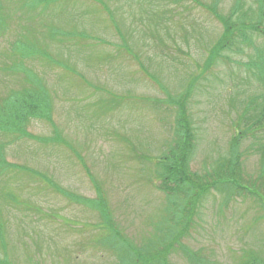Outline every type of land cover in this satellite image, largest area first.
I'll return each instance as SVG.
<instances>
[{
	"label": "rangeland",
	"instance_id": "obj_1",
	"mask_svg": "<svg viewBox=\"0 0 264 264\" xmlns=\"http://www.w3.org/2000/svg\"><path fill=\"white\" fill-rule=\"evenodd\" d=\"M29 1L0 0V100L32 83L50 111L29 122L33 137L0 131V152L17 164L0 169V262L116 264L115 227L140 246L169 221L182 236L168 264H264L259 196L228 198L215 184L239 172V157L244 179L261 172L254 139L237 137L236 126L263 91L252 66L262 33L219 50L224 25L196 0ZM236 1L221 0L219 12ZM242 3L257 20V0ZM184 103L189 170L209 188L173 193L171 205L166 177Z\"/></svg>",
	"mask_w": 264,
	"mask_h": 264
},
{
	"label": "trees",
	"instance_id": "obj_2",
	"mask_svg": "<svg viewBox=\"0 0 264 264\" xmlns=\"http://www.w3.org/2000/svg\"><path fill=\"white\" fill-rule=\"evenodd\" d=\"M196 1L204 4L203 6L207 7V9L210 10V12L214 14L224 25V32L217 45L219 46V50H224L226 48L231 49L238 46V43L236 44V42L239 37H241L243 41H247L248 30H254L258 33L260 32L264 36V0H257V20L252 18L248 9L243 10V0H237L228 14L219 12L218 4L221 0H213L212 4L203 3L201 0ZM29 3V0H25L26 5ZM249 10H252V7H249ZM247 18L249 19V22H247ZM5 19L6 11L0 7V32L5 28ZM28 44L29 46H34L33 43ZM26 49L27 48H25V50ZM219 50L212 53V62L218 56ZM255 50L258 54L259 60L254 61L252 66L256 70L255 76L259 81H261L263 91L255 94L254 96H250L245 110L240 115L239 121L237 122L236 129L238 134L237 137L240 139L250 137L254 139L252 146L259 153H261L262 156L261 172L259 173L258 179H244L245 176H243L241 172V157H239V172L231 170V172L229 171L226 175V172H224L225 164L223 163L221 165V171L224 173L221 172V177L215 182V184L217 186L216 189L225 192L223 194H226V197L228 198H231L233 195L235 196V194H244L243 196L257 195L259 196V199L262 202V207L264 208V143L260 142L262 133H264V44L262 47H256ZM23 51L22 53L19 51L22 56L32 55V52ZM33 81H36L34 83L40 82L38 78ZM33 85L34 84L31 83V86H25L19 90H15L11 95L0 100V131L16 134L19 138L33 137L31 132L27 129L29 122L34 118H45L47 113L50 111V105L48 104V96L46 95V92L44 93L42 87L39 88V85H36L37 87ZM179 121L181 123V129L178 128V138L176 145L172 150V158L175 166H170L172 174L167 171L168 177H166V181H168L171 188L168 193L169 204L171 205L173 193L179 192L185 193V196L198 197L202 194L204 188L208 187L205 185L208 181L204 182V175L202 176L200 174L191 173L189 170V157L194 150V132L185 103L180 105L178 123ZM3 146L4 145L0 144V148H3ZM16 165V163H11L6 159L3 150L0 152V169L3 168V171H5L8 168H13H7V166L15 167ZM24 168L30 170L28 167ZM47 182L54 186L58 191H61L60 193L64 192L68 197L73 195L70 192L64 191L59 186H56L55 182ZM172 183H175V186H173ZM213 184L214 181L212 182V185ZM171 205H169L165 210L167 211V220H170ZM170 224L171 223L169 221L168 223L163 221V228L161 227L158 229L159 232L155 231L152 235L147 236L140 246L136 243H131L130 240L115 227L116 230L113 234L117 233L118 237L113 236V239L116 237L120 242L117 246L114 244L113 240L112 242L109 240L108 243L110 247L114 248V253L117 254V257L119 258V261L116 264H168L167 257L169 252L182 236V232L180 231L178 235H175L173 229L174 227H171ZM187 251L189 250L187 249ZM187 251L185 252H190ZM0 264L6 263L0 262Z\"/></svg>",
	"mask_w": 264,
	"mask_h": 264
}]
</instances>
